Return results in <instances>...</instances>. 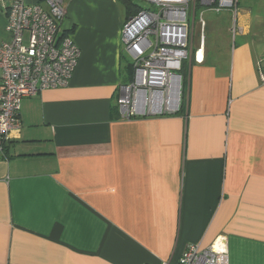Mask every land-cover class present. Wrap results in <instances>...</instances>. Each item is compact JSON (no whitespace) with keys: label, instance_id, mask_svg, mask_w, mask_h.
Segmentation results:
<instances>
[{"label":"crops","instance_id":"crops-1","mask_svg":"<svg viewBox=\"0 0 264 264\" xmlns=\"http://www.w3.org/2000/svg\"><path fill=\"white\" fill-rule=\"evenodd\" d=\"M240 1L242 33L205 31L184 63L182 112L123 120L125 6L65 0L80 57L68 86L23 99L5 144L0 264L174 263L221 238L230 264H264V1Z\"/></svg>","mask_w":264,"mask_h":264},{"label":"built area","instance_id":"built-area-1","mask_svg":"<svg viewBox=\"0 0 264 264\" xmlns=\"http://www.w3.org/2000/svg\"><path fill=\"white\" fill-rule=\"evenodd\" d=\"M140 1L150 7L128 18L121 30V41L132 60L133 77L120 89L119 115L123 120L176 116L183 109L184 63L192 58L197 63L204 61L202 17L197 22L199 49L192 44L197 9L217 14L230 11L234 40L242 33L239 0ZM45 3L43 7L13 0L6 9L10 40L0 45V158L11 134L21 129L23 99L68 86L80 57L78 46L62 29L67 17L65 0ZM165 264H230V257L221 238L207 248L189 245L177 262Z\"/></svg>","mask_w":264,"mask_h":264},{"label":"rangeland","instance_id":"rangeland-1","mask_svg":"<svg viewBox=\"0 0 264 264\" xmlns=\"http://www.w3.org/2000/svg\"><path fill=\"white\" fill-rule=\"evenodd\" d=\"M264 0H260V2H262ZM133 4L139 6L140 8L143 9H147L150 7V5L148 3H145L143 1H138V0H132ZM241 5L244 4L245 0H241ZM203 14V16H202ZM201 17L204 19L205 22V31L207 33L211 32L212 30H220L221 27L223 26H228L229 29H231L233 27V19H232V14L230 11H223L219 14L214 13L212 11L209 10H205L204 8H198L197 12L195 13V20H196V24L198 21L201 20ZM189 20H190V24H192V20H193V14L192 12L189 14ZM200 35V26L197 24L196 25V29H195V40L198 41ZM233 40V37H232ZM127 59L130 61L131 58L127 57Z\"/></svg>","mask_w":264,"mask_h":264},{"label":"trees","instance_id":"trees-1","mask_svg":"<svg viewBox=\"0 0 264 264\" xmlns=\"http://www.w3.org/2000/svg\"><path fill=\"white\" fill-rule=\"evenodd\" d=\"M119 1L125 6L128 18L138 14L141 10V8L139 6L133 4L132 0H119ZM132 68H133V66H132ZM182 72L184 74V68H183Z\"/></svg>","mask_w":264,"mask_h":264}]
</instances>
